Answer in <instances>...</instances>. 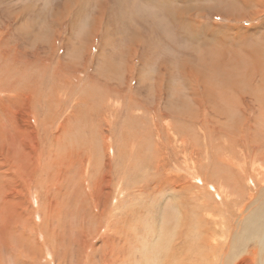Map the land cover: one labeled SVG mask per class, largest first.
<instances>
[{"label": "rangeland", "instance_id": "374dc122", "mask_svg": "<svg viewBox=\"0 0 264 264\" xmlns=\"http://www.w3.org/2000/svg\"><path fill=\"white\" fill-rule=\"evenodd\" d=\"M258 77H264V0H0V154L17 150L23 139L33 156L42 144V164L50 148L60 157L52 163H63L50 167L51 188L46 179L43 190L33 156L20 170L1 165L8 177L1 176L0 185L8 184L14 210L8 207V223H0L17 226L0 237L16 243L32 209L35 224L44 222V230L28 233L39 246L36 264H157L178 237L197 243L204 229L226 230L231 247L243 227L256 225V206L264 198V123L254 110ZM194 80L203 92L199 104L191 94ZM24 85L35 95L25 103ZM41 90L50 94L49 106ZM235 98L249 118L239 132L244 136L229 144L225 126L239 107ZM222 154L235 162L228 174L236 173L238 189L230 186L233 175L226 174L225 182L213 173L223 165ZM225 186L232 194L221 190ZM198 227L201 234L194 232ZM184 244L177 254L196 263L190 253L196 248Z\"/></svg>", "mask_w": 264, "mask_h": 264}, {"label": "bare ground", "instance_id": "6f19581e", "mask_svg": "<svg viewBox=\"0 0 264 264\" xmlns=\"http://www.w3.org/2000/svg\"><path fill=\"white\" fill-rule=\"evenodd\" d=\"M105 3V2H104ZM108 4V3H107ZM107 8H108V6H107ZM106 8V9H107ZM108 10V9H107ZM106 10V11H107ZM111 10V9H110ZM113 10V9H112ZM104 12V11H103ZM108 12V11H107ZM115 13V12H114ZM114 17V16H113ZM112 18V17H111ZM126 18V17H125ZM135 18H137V17H135ZM115 19H117L116 18V16H115ZM118 19H119V17H118ZM121 19V18H120ZM133 19V18H132ZM97 20H100V19H97ZM113 20V19H112ZM135 20V19H134ZM120 21V20H119ZM124 21V20H123ZM133 21V20H132ZM109 22H110V20H109ZM120 22H122V21H120ZM133 22H137V21H133ZM133 22H132V24H133ZM141 22V21H140ZM8 23V22H7ZM113 23H114V21H113ZM138 23V22H137ZM116 24H117V22H116ZM121 24H124V23H121ZM140 24V23H139ZM143 24V23H142ZM111 25H112V22H111ZM138 25V24H137ZM141 26V25H140ZM131 27V26H130ZM134 27V26H133ZM92 28V27H91ZM99 28L100 27H98V28H96V31H98L99 30ZM134 29V28H133ZM126 30V29H125ZM128 30V29H127ZM131 29H129L128 31H130ZM95 31V32H96ZM136 32H138V31H136ZM127 33V32H126ZM129 33V32H128ZM134 33V32H133ZM91 34V33H90ZM136 35V34H135ZM91 36V35H90ZM91 41L90 42H92V37H91V39H90ZM88 44H90L89 42H87ZM131 44V43H130ZM209 46V45H208ZM210 47H212V46H210ZM209 47V48H210ZM203 48H205L206 49V47H203ZM205 49H204V51H205ZM215 49V48H214ZM201 49L199 48V51H200ZM203 50V49H202ZM215 50H217V48L215 49ZM203 51V52H204ZM218 51V50H217ZM201 52V51H200ZM205 52H210V51H205ZM130 53V52H129ZM211 53V52H210ZM212 53H214L213 51H212ZM218 53V52H217ZM198 54V53H197ZM202 54H204V53H202ZM205 55V54H204ZM209 55V54H208ZM208 55H206V58L207 57H209ZM213 55V54H212ZM215 55V54H214ZM124 56H126V55H124ZM129 56V55H128ZM217 56H219V53L217 54ZM132 57V56H131ZM196 57V56H195ZM199 57V56H198ZM197 57V58H198ZM204 57V56H203ZM22 58V57H21ZM33 58H34V56H33ZM124 58V57H123ZM122 58V59H123ZM134 58V57H133ZM201 58V57H200ZM199 58V59H200ZM205 58V59H206ZM211 58V57H210ZM209 58V59H210ZM213 58V57H212ZM211 58V59H212ZM218 59V58H217ZM219 59H220V57H219ZM223 59V58H222ZM221 59V60H222ZM125 60H127V58L125 59ZM208 60V59H207ZM220 60V61H221ZM29 61V60H28ZM119 61V60H118ZM214 61H216V60H214ZM121 62V61H120ZM251 62V61H250ZM214 63H216V62H214ZM221 63V62H220ZM245 63H249V62H247L246 61V59H245ZM208 64V63H207ZM222 64V63H221ZM201 65V64H200ZM209 65V64H208ZM214 65V64H213ZM202 66V65H201ZM217 66V65H216ZM129 67V66H128ZM204 67V66H203ZM218 67V66H217ZM123 68H124V66H123ZM214 68V67H213ZM224 68V67H223ZM222 68V69H223ZM217 69V68H216ZM225 69V68H224ZM208 70H210V69H208ZM215 70V69H214ZM220 70V69H219ZM217 71V70H216ZM221 71V70H220ZM225 71V70H224ZM228 71V70H227ZM247 71V70H246ZM126 72H128V70L126 71ZM185 73H186V75H187V77L186 78H191V73L190 72H188V71H186L185 70ZM222 73V72H221ZM212 73H210V75H211ZM217 74V73H216ZM224 74V73H223ZM185 75V74H184ZM183 75V76H184ZM213 76V75H212ZM255 75L253 74V72L250 74V77H254ZM102 77V76H101ZM100 77V78H101ZM212 78V77H211ZM22 79H24V78H22ZM256 79V78H255ZM254 79V80H255ZM185 80V79H184ZM203 80V79H202ZM201 80V81H202ZM215 80V79H214ZM218 80V79H217ZM253 80V81H254ZM186 81H187V79H186ZM206 81H208V80H206ZM205 80H204V82H206ZM211 81H213V80H211ZM219 81V80H218ZM217 81V82H218ZM191 82V81H190ZM204 82H203V84H204ZM214 82V81H213ZM25 83V82H24ZM78 83V82H77ZM107 83V82H106ZM111 83H113V82H111ZM118 83V82H117ZM108 84H109V82H108ZM114 84V83H113ZM159 84V83H158ZM157 84V85H158ZM35 85V84H34ZM105 85V84H104ZM117 85V84H116ZM235 85V84H234ZM22 86V85H21ZM25 86V85H24ZM23 86V87H24ZM33 86V85H32ZM108 86V85H107ZM212 86V85H211ZM201 87H202V85H201ZM205 87H208V86H204L203 85V88L205 89ZM213 87H214V84H213ZM212 87V88H213ZM219 87V85L216 87H214L215 89L216 88H218ZM256 87V92H257V97L259 98L257 101H256V104H255V108H254V110H256V114H257V116L260 118V120L264 123V77H258V81H257V86H255ZM25 89H24V96H22V94H20V97H22L21 98V100L25 103V102H29L30 100H31V98H33L35 95L33 94V89H31V86H25L24 87ZM213 88V89H214ZM233 88V87H232ZM235 88H236V86H235ZM234 88V89H235ZM38 89V88H37ZM191 94L193 95V97H194V99H193V101L196 103V104H199V103H201V101H200V99H199V96H198V93H199V91L200 92H202L200 89H199V86H198V84H197V82L194 80V83H192V85H191ZM208 89V88H207ZM214 89V90H215ZM227 89V88H226ZM251 89L252 90H254V88L253 87H251ZM20 90H23V89H20ZM203 90V89H202ZM206 90V89H205ZM213 90V91H214ZM216 90H218V89H216ZM227 90H230V89H227ZM226 90V92L227 93H229L230 91H227ZM232 90V89H231ZM13 91V90H12ZM109 91H110V89H109ZM112 92H114L115 94H117L118 92L117 91H114L113 89L111 90ZM138 91V90H137ZM235 91V90H234ZM234 91H231V92H234ZM215 92V91H214ZM225 92V93H226ZM238 92V91H237ZM37 93H38V91H37ZM41 93L43 94V97H41V98H44V100H45V105L47 106L48 105V103L52 100V98H51V96H50V94H48V92H47V94L45 93V92H42V90H41ZM108 93H110V92H108ZM203 93V92H202ZM218 93H220V92H218ZM217 93V94H218ZM239 93V92H238ZM16 94V93H15ZM18 94V93H17ZM16 94V95H17ZM41 94V95H42ZM67 94H68V92H67ZM112 94V93H111ZM37 95V94H36ZM70 95V94H69ZM207 95V94H206ZM223 95H224V93H223ZM223 95H221V96H223ZM232 95V94H231ZM205 96V95H204ZM214 96V95H213ZM213 96L211 95V97L213 98ZM217 96V95H216ZM234 96H236V95H234ZM238 96V95H237ZM18 97V96H17ZM206 97H208V96H206ZM219 97V96H218ZM240 97V96H239ZM225 98V97H224ZM234 98V97H233ZM236 98H238V97H236ZM236 98H235V101H238V104H239V107H238V105H235L234 103H232V102H230L231 103V105H235V111L233 112L234 113V116H235V118H234V120L229 124V125H227V126H225V128H226V130H227V132L225 133L226 134V138L230 141H233V142H229V144L230 143H237V141L239 140V138L240 137H243L244 136V131L242 132V134H240L239 132L245 127V126H247L248 125V123H247V121H248V118L246 119V118H244V115H245V111H246V107H244V106H242V104L244 103L243 101H241L240 99L238 100H236ZM141 99V98H140ZM204 99H205V97H204ZM207 99V98H206ZM205 99V100H206ZM216 99H217V97H216ZM222 99V98H221ZM230 99H232V97L230 96ZM212 100V99H211ZM214 100V99H213ZM212 100V101H213ZM219 100V99H218ZM218 100H216V102L218 101ZM232 100H234V99H232ZM42 101H43V99H42ZM228 101V100H227ZM10 102V101H9ZM22 102V103H23ZM44 102V101H43ZM83 103H87L86 102V99H84L83 101H82ZM117 101L115 100H108L107 101V103L108 104H115ZM31 103V102H30ZM218 103V102H217ZM222 103H225V102H223V100H222ZM221 102H220V104H222ZM237 103V102H236ZM34 104V103H33ZM50 104V103H49ZM51 104H52V102H51ZM210 104H211V102H210ZM215 104V103H214ZM251 104H253V103H251ZM250 104V105H251ZM43 105V104H42ZM74 105H75V103H74ZM225 105V104H224ZM49 106V105H48ZM207 106V105H206ZM252 106V105H251ZM225 107V106H224ZM247 107L249 108V105H247ZM253 107H254V104H253ZM32 108V107H31ZM218 109H220V107H217ZM232 108V107H231ZM230 108V109H231ZM247 108V109H248ZM44 109V108H43ZM185 109V108H184ZM199 109V108H198ZM213 109H215L214 110V112L216 111V108L214 107ZM217 109V110H218ZM234 109H232V110H234ZM11 110V109H10ZM9 109H8V111H10ZM27 110H29V109H27ZM26 110V111H27ZM182 110V109H181ZM203 110V109H202ZM46 112V115L47 116H50L53 112H50V111H53V109L51 108V109H49V107L45 110ZM219 111V110H218ZM227 113L229 114V109H227ZM250 109L248 110V113H250ZM4 112H6V111H4ZM14 112V111H13ZM11 113V112H10ZM190 113H193V111H191ZM218 113V112H217ZM247 113V114H248ZM2 114V113H1ZM28 114H30V112L28 113ZM194 115H192L191 117L193 118V116L194 117H196L195 116V112L193 113ZM218 114H220V113H218ZM239 114H241V115H239ZM215 115H216V112H215ZM220 115H222V114H220ZM224 115V114H223ZM239 115V116H238ZM218 116V115H217ZM234 116H232V117H234ZM219 117V116H218ZM221 117H223V116H221ZM229 117H230V114H229ZM243 117V122H236L237 121V119L238 118H242ZM252 117V116H251ZM253 117H255V116H253ZM7 119V121H8V123L10 122L9 121V119H10V116L9 117H7L6 118ZM49 119V118H48ZM225 119V118H224ZM226 120V119H225ZM242 120V119H241ZM256 120H258V119H256ZM255 120V121H256ZM186 121H188V123H189V120H187L186 119ZM238 121H239V119H238ZM1 122V121H0ZM193 122H196L195 120L193 121ZM218 122V121H217ZM257 122V121H256ZM261 122V123H262ZM222 123V122H221ZM260 123V122H259ZM262 123V124H263ZM257 124V123H256ZM262 124H260V125H262ZM185 125V124H184ZM224 125V124H223ZM258 125V124H257ZM172 126V125H171ZM214 127V126H213ZM216 127V126H215ZM213 128V129H217V128ZM236 127L238 128V132H236L235 131V129H236ZM252 127V126H251ZM9 128H10V130H12V132H13V134L14 133H17L18 131H16L11 125H9ZM16 128V127H15ZM242 128V129H241ZM262 128V127H261ZM172 129V128H171ZM18 130V129H17ZM176 130V129H175ZM174 130V131H175ZM253 130L254 131H257L256 129H254L253 128ZM264 130V129H263ZM24 131V130H23ZM217 131V130H216ZM46 132V131H45ZM186 132V131H185ZM218 132H221V131H218ZM251 132V131H250ZM256 133V132H255ZM12 134V133H11ZM25 134V133H24ZM25 135H27L28 136V134H25ZM155 135V134H154ZM256 135V134H255ZM19 136V135H18ZM21 136V135H20ZM23 136V135H22ZM253 136V135H252ZM111 137V136H110ZM21 138V137H20ZM107 138V137H106ZM106 138H104L103 139V141H104V144L106 143V140H108V139H106ZM109 138V137H108ZM160 138V137H159ZM252 138V137H251ZM112 139V138H111ZM21 140V139H20ZM44 141V140H43ZM185 141V140H184ZM21 142H22V147H21ZM26 143V142H25ZM61 143V142H60ZM108 144V143H107ZM113 144V143H112ZM8 145L9 144H7L6 146L8 147ZM30 145V144H29ZM3 147H4V145H2ZM232 146V145H231ZM32 147V146H31ZM42 147V144H39L38 146H37V150H33V153H35L34 154V156L32 155V153H30L31 152V150H32V148H31V150L30 149H28V146H26L24 143H23V139L20 141V143H19V146H18V148H17V150H15V149H6L7 150V156H4L3 155V153H1L0 154V163H2V164H0V177L1 176H3L5 179L8 177V176H6L5 174H2V172H1V165H5V166H7V167H9V166H12V167H14V169L15 170H17L16 168H18V170H20L21 168H20V164H21V166H22V164H23V162H25L29 157H32L33 156V158H34V164H35V166H34V170H33V173H37L38 174V179H39V177H40V179L39 180H37V183L39 184V186L42 188V187H44L46 184H45V182H46V179H47V184H49L48 183V181H49V177L51 178L53 175H51L50 176V172H49V170H50V167H52V165H55V166H60V165H62L63 163H62V161H60L59 162V164L58 163H52V162H54L53 160H58L57 158H60L58 155H57V158L53 155V152H55V151H53L51 148H50V151H51V153H50V151H49V154H51V156H49V157H47L46 158V160H45V162H44V164H42L41 163V159H42V157H41V151H40V148ZM49 147V146H48ZM30 148V147H29ZM108 147H106V149H107ZM232 148H234L233 146H232ZM49 149V148H48ZM163 149V148H162ZM226 149V148H225ZM231 149V148H230ZM3 150V149H2ZM174 152V151H173ZM224 152H225V150H224ZM231 152H232V150H231ZM28 153H30V154H28ZM46 153H47V151H46ZM218 153V152H217ZM217 153H216V155H217ZM222 153V152H221ZM48 154V155H49ZM55 154V153H54ZM225 154V153H224ZM224 154H222L221 156H220V161L222 162V166H217L218 168H216L215 169V167H214V169H215V171H214V169H213V173L215 174L216 173V175L217 174H220L219 175V179L220 180H224L225 182H226V174H228V170L229 169H232V168H234V165L233 164H235V162L232 164V163H230V160L228 159V157L226 156V155H224ZM47 155V154H46ZM47 155V156H48ZM233 155V154H232ZM235 155V154H234ZM262 155H264V153L263 152H260V155L259 156H262ZM93 156V155H92ZM218 156V155H217ZM232 157V156H231ZM67 158L69 159V156H67ZM84 158V157H83ZM94 158V157H93ZM92 158V159H93ZM44 159V158H43ZM43 159H42V161H43ZM71 159V158H70ZM91 159V160H92ZM95 159V158H94ZM106 159V158H105ZM214 159V158H213ZM218 159V158H217ZM235 159V158H234ZM261 160L263 161V163H264V158H262L261 157ZM261 160L259 161V162H261ZM237 161V160H236ZM93 162H95V161H93ZM92 162V163H93ZM107 162H108V160H107ZM42 164V167L41 168H39V165L38 164ZM62 163V164H61ZM69 163H70V161H69ZM110 163V162H109ZM237 163V162H236ZM262 163V162H261ZM238 164V163H237ZM105 165V164H104ZM211 165V164H210ZM108 166V165H107ZM236 166V165H235ZM213 167V166H212ZM237 167V166H236ZM260 167L261 168H263L264 169V165L262 164V165H260ZM240 168V167H239ZM9 171H10V169H8ZM240 170V169H239ZM230 171V170H229ZM236 171H237V169H236ZM242 171V170H241ZM246 171H247V169H246ZM252 171H254V170H252ZM231 172V171H230ZM245 172V171H244ZM7 173H8V171H7ZM21 173H23V172H21ZM11 174V173H10ZM31 174V173H30ZM242 174V173H241ZM243 174H245V173H243ZM247 174V173H246ZM245 174V175H246ZM261 174V173H260ZM19 175V174H18ZM22 175V174H21ZM230 175L231 174H228V176H227V178L228 179H230ZM233 175V180L231 181V183H233L234 185H232V184H230V186L233 188V187H235V186H238V187H236L237 189L239 188V180H238V178H237V176H236V173H233L232 174ZM232 175H231V177H232ZM239 175H240V173H239ZM263 175V174H262ZM31 176V175H30ZM33 176H34V174H33ZM13 177H16V175H14ZM3 178V179H4ZM26 179H29V178H27L26 177ZM84 179V178H83ZM16 180V179H15ZM101 180V179H100ZM3 181V180H2ZM29 181V180H28ZM35 181H36V179H35ZM51 181V180H50ZM31 182H33V181H30V183ZM242 182V181H241ZM34 183V182H33ZM50 184H52V183H50ZM49 184V185H50ZM7 183H5V182H3V184L2 185H0V194H1V197H0V219H2V220H0V221H5L6 223H8L6 220H8L7 218H6V212H7V208L8 207H12L11 209L12 210H14L13 209V206H12V204H11V199L10 198H8V196H6V193H5V188L7 187ZM48 185V186H49ZM47 186V187H48ZM5 187V188H4ZM226 187H228V186H225V187H221L222 189L221 190H223V192H225L226 190H227V188ZM45 188H46V186H45ZM50 188H51V185H50ZM95 188V187H94ZM13 189V188H12ZM49 189V188H48ZM54 189V188H53ZM52 189V190H53ZM101 189V188H100ZM99 189V190H100ZM236 189V190H237ZM42 190H43V188H42ZM225 190V191H224ZM228 191V194H230L231 193V190L230 189H228L227 190ZM245 191V190H244ZM20 192V191H19ZM45 192H47V191H45ZM80 192V191H79ZM48 193H49V190H48ZM47 193V194H48ZM76 193V192H75ZM94 193V192H93ZM17 194H18V192H17ZM223 194H225V193H223ZM232 194V193H231ZM16 195V194H15ZM19 195V194H18ZM21 195V194H20ZM67 195V194H66ZM99 195V194H98ZM227 195V194H226ZM43 196V195H42ZM52 193H49L47 196H45V197H48L49 199H51L52 198ZM220 196H221V193H220ZM224 196V195H223ZM44 197V198H45ZM103 197H105V196H103ZM103 197H102V199H103ZM47 198V199H48ZM10 199V200H9ZM20 199V198H19ZM42 199V198H41ZM229 199V198H228ZM250 200H251V197L249 198ZM50 202V201H49ZM224 203V202H223ZM237 203V202H236ZM23 204V203H22ZM14 205V204H13ZM49 205H53L52 203H50ZM21 206V205H20ZM22 206H25V204L24 205H22ZM26 206H28V205H26ZM65 207V206H64ZM101 208V207H100ZM99 208V209H100ZM24 209H26V207H24ZM98 209V208H97ZM8 210H10V209H8ZM48 210V209H47ZM25 211V210H24ZM50 211V210H49ZM10 212V211H9ZM14 212H16V211H14ZM28 212V213H27ZM27 212H25V214H24V217H26V219H23L22 221H23V223L25 222V224H23V226L21 227V231L20 232H18V231H16V232H18V233H16L15 234V236H16V238H17V240H16V243L14 242V241H11V240H9V243H7V238H1L0 237V256L2 255L1 253H3L4 255H6L7 257H9V261L7 262L8 264H36V260H35V256L37 255V254H39V246L36 244V237H32L31 235H29V234H31L32 232H33V230H34V232H35V235L37 234V231H36V229H38V231H42V230H44V228H43V225H44V222H42V223H40V224H35L36 222L34 221L36 218H35V215H34V211L31 209V210H27ZM51 213V212H50ZM241 213V212H240ZM14 214V213H13ZM19 214H20V216L21 215H23V214H21V212L20 213H18V216H19ZM49 214V213H48ZM261 214H263L264 215V198H263V200L262 201H260L259 202V204H257V206H256V215H255V218L254 219H257V223H256V225L255 226H253V225H251V224H249V225H247V226H245V228L243 227V230L240 232L241 234H239V235H237V240L236 241H234L233 242V244H231L232 246L231 247H229V244H230V239H228V237H229V234H228V232H225V231H221V230H217V234L216 233H213V232H209L207 229H204V231H203V233L202 232H199L200 231V229H199V227H198V229L197 230H194V232L195 233H197V234H201V236H200V241H199V239L197 240V243H195V240H193L192 239V241L191 242H193V243H191L190 245L189 244H184L183 242H184V240L183 239H180L181 237H178L177 238V241H176V243H175V245H176V247L173 249V250H169V252L171 253H168L166 256L164 255V257L163 258H161V259H158L159 261H158V263L157 264H185V261H188V264H256V260L259 258L260 259V264H264V216H262ZM48 215H47V211H46V213H45V217L44 218H47L48 219V217H47ZM50 216V215H49ZM53 216H54V214H53ZM223 216V215H222ZM201 217H203V216H201ZM200 217V218H201ZM205 217V216H204ZM17 218V217H16ZM43 218V219H44ZM5 219V220H4ZM17 219H19V218H17ZM203 219V218H202ZM200 220L199 218H198V222L201 224V225H203L202 224V222H204V223H206L205 221H203V220ZM218 218H215L214 217V220H216V222L219 220H217ZM50 220V219H49ZM48 220V221H49ZM43 221V220H42ZM202 221V222H201ZM13 222V221H12ZM19 222V221H18ZM17 222V223H18ZM197 222V223H198ZM29 225H27V224ZM20 224V223H19ZM18 224V225H19ZM127 224V223H126ZM58 225V224H57ZM206 225V224H205ZM218 225V224H217ZM3 226V227H2ZM17 225H15V224H13V226H12V224L9 226V224H7V225H2V223H0V235H3V234H5V230L6 229H8L9 228V230L10 231H14V230H16L15 228L13 229L12 227H16ZM220 226V225H219ZM218 226V227H219ZM187 227V226H186ZM222 227V226H221ZM22 228H25L26 230H27V232H26V230H24V229H22ZM217 228V227H216ZM8 230V231H9ZM192 230V229H191ZM190 231V230H189ZM206 231H208V232H206ZM230 231V230H229ZM245 231H247V233H245ZM216 232V231H215ZM249 232V233H248ZM29 233V234H28ZM190 233V232H189ZM9 234V233H8ZM126 234V233H125ZM214 234H216L217 236L215 237V235ZM194 235V234H193ZM6 236V235H5ZM178 236V235H177ZM214 236V237H213ZM198 237V236H197ZM196 238V237H195ZM122 239V238H121ZM189 239H191V237H189ZM112 240V239H111ZM125 239H123V241H124ZM127 240V239H126ZM226 241L225 243H222V241ZM234 240H235V238H234ZM22 241H24L25 242V244H22L21 242ZM113 241V240H112ZM189 241V240H188ZM188 241H187V243H188ZM14 242V243H13ZM30 242V243H29ZM119 242V241H118ZM190 242V241H189ZM109 243V242H108ZM120 243V242H119ZM184 244V246L186 247V245H187V247H190V248H196V249H201V258L198 260V254L200 253V251L198 252V250H196L195 249V251L194 252H190V253H193L194 255H197V257H196V261H195V259H194V262H196V263H193L192 261H190L189 260V258H187V257H189V255H187L186 256V258L185 257H181V255L179 256V254H177V252H180L181 251V247H183L181 244ZM3 244V245H2ZM104 244V243H103ZM107 244V243H106ZM178 244H180V245H178ZM112 245V244H111ZM116 245V244H115ZM118 245V244H117ZM121 245V244H120ZM88 246V245H87ZM105 246V245H104ZM109 246V245H108ZM119 246V245H118ZM125 246V245H124ZM123 246V247H124ZM170 247V246H169ZM98 248V247H97ZM104 248V247H103ZM113 248H114V245H113ZM112 248V249H113ZM120 248V247H119ZM124 248H126V247H124ZM94 250H95V248H93ZM109 250H110V248H108ZM120 249H122V248H120ZM119 249V250H120ZM169 249H171V248H169ZM188 249V248H187ZM237 249H239V252H238V250ZM167 250V249H166ZM183 250V249H182ZM191 250V249H190ZM236 250H237V252L238 253H236ZM90 252V251H89ZM107 252V251H106ZM105 252V253H106ZM109 252V251H108ZM108 252H107V255L105 254V257L106 256H109L108 255ZM123 251L121 250V253H122ZM127 252V251H126ZM133 252V251H132ZM188 252V251H187ZM110 253V252H109ZM120 253V254H121ZM181 253V252H180ZM189 253V254H190ZM117 254V253H116ZM115 254V255H116ZM182 254V253H181ZM40 255V254H39ZM85 255V254H84ZM102 255H103V253H102ZM171 255H172V258H171ZM184 255V254H183ZM193 255V256H194ZM257 255L258 256H260V257H257ZM111 256V255H110ZM156 256V255H155ZM42 258V257H41ZM108 258V257H107ZM126 258V257H125ZM8 259V258H7ZM39 259V258H38ZM43 259V258H42ZM77 259H79V258H77ZM105 258L103 257V260H104ZM109 259V258H108ZM117 259H119V257L117 258ZM121 259V258H120ZM213 260L214 262L213 263H210L209 261H211V260ZM217 261H216V260ZM44 260V259H43ZM90 260H91V257H90ZM93 260V259H92ZM127 260V259H126ZM4 260L3 259H1L0 258V264H7V263H4L3 262ZM41 261V260H40ZM108 261V260H107ZM11 262V263H10ZM37 262H38V260H37ZM96 262V261H95ZM112 262H114V261H112ZM157 262V261H156ZM108 263H111V262H108ZM119 263V262H118ZM38 264H40V263H38ZM91 264V263H90ZM114 264V263H113ZM121 264V263H120Z\"/></svg>", "mask_w": 264, "mask_h": 264}]
</instances>
